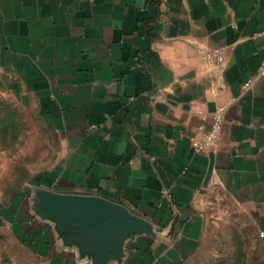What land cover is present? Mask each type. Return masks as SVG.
Returning a JSON list of instances; mask_svg holds the SVG:
<instances>
[{"label":"crops","instance_id":"obj_1","mask_svg":"<svg viewBox=\"0 0 264 264\" xmlns=\"http://www.w3.org/2000/svg\"><path fill=\"white\" fill-rule=\"evenodd\" d=\"M263 58L264 0H0V95L59 143L52 168L0 206V227L43 264H190L224 218L264 264ZM218 107L215 147L194 153ZM35 190L117 203L152 234L95 251L34 211Z\"/></svg>","mask_w":264,"mask_h":264},{"label":"rangeland","instance_id":"obj_2","mask_svg":"<svg viewBox=\"0 0 264 264\" xmlns=\"http://www.w3.org/2000/svg\"><path fill=\"white\" fill-rule=\"evenodd\" d=\"M58 152L55 134L31 107L0 95V206L20 196L33 175L52 168ZM28 194H23L24 202ZM229 225L224 218L218 219L204 239L207 247L190 264H208L211 259V264H258L247 230L241 235L232 233ZM0 264L43 263L11 229L0 227Z\"/></svg>","mask_w":264,"mask_h":264},{"label":"water","instance_id":"obj_3","mask_svg":"<svg viewBox=\"0 0 264 264\" xmlns=\"http://www.w3.org/2000/svg\"><path fill=\"white\" fill-rule=\"evenodd\" d=\"M34 211L55 222L69 238L103 253L121 254L123 241L133 235L152 234L150 225L123 206L97 196L34 191ZM77 238V239H78ZM73 240V239H72Z\"/></svg>","mask_w":264,"mask_h":264},{"label":"built area","instance_id":"obj_4","mask_svg":"<svg viewBox=\"0 0 264 264\" xmlns=\"http://www.w3.org/2000/svg\"><path fill=\"white\" fill-rule=\"evenodd\" d=\"M204 62L209 65H221L224 62V54L220 49H205L202 51ZM259 75H264V58L257 69ZM250 85L248 81L244 87ZM225 109L218 107L208 117H202L203 123L200 124L196 132L189 137V147L194 153H208L211 151L218 140L222 123L224 120Z\"/></svg>","mask_w":264,"mask_h":264}]
</instances>
